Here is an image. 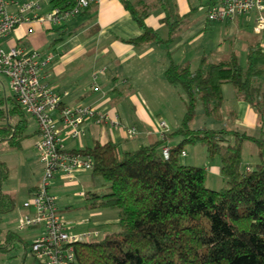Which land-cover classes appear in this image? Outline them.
I'll use <instances>...</instances> for the list:
<instances>
[{"label": "trees", "instance_id": "obj_1", "mask_svg": "<svg viewBox=\"0 0 264 264\" xmlns=\"http://www.w3.org/2000/svg\"><path fill=\"white\" fill-rule=\"evenodd\" d=\"M160 1L122 0L141 30L137 37L124 41L140 45L160 40L145 23ZM51 3L63 11L75 0ZM183 19L170 21L169 39ZM263 75L264 49L259 42L248 45L245 66L234 51L217 62L203 56L195 69L189 62H172L165 77L179 85L186 96L185 113L176 130L134 150L119 151L112 141L96 142L80 150L93 160L91 175L100 176L106 185L105 192H83L85 207L116 210L117 228L102 238L75 243L72 264H264ZM223 84H230L236 98L257 113L262 127L258 137L225 123L218 128L191 127L198 105L206 117L223 121ZM26 114L13 94L0 97V141L20 148L28 136ZM11 117H16L14 122ZM173 135L180 136V142L168 148L169 155L164 157V142ZM245 141L253 142L258 154V161L247 168L242 166ZM187 143L201 144L209 159H219L226 186L207 187L204 166L181 162ZM8 176L9 168L0 160V215L13 210L16 204L3 189ZM19 240L16 231L8 230L0 238V250H7Z\"/></svg>", "mask_w": 264, "mask_h": 264}, {"label": "crops", "instance_id": "obj_2", "mask_svg": "<svg viewBox=\"0 0 264 264\" xmlns=\"http://www.w3.org/2000/svg\"><path fill=\"white\" fill-rule=\"evenodd\" d=\"M25 1H34L37 6L33 11L24 13L27 20L0 38V48L5 52L12 47H18L26 53L32 51L39 53V61L42 64L40 84L62 97L59 108L51 112L53 117L59 119L63 107L84 104L94 108L103 118L110 117L117 122L115 124H110L106 120L96 122L94 118L85 117L81 124V136L72 138L70 128L63 126L58 120L61 141L68 150L80 151L96 142L103 144L108 141L116 143L119 151L134 150L161 140L165 133L179 127L185 113L186 96L183 90L179 85L168 82L165 77V71L170 63L189 62L192 69H195L203 56L217 62L234 51L243 65L246 64V50L251 42H259L264 49V31L259 34L253 31L252 15L236 16L224 21H209L206 19L208 0L160 1L145 19L146 25L158 33L160 40L140 45L124 41L137 37L141 30L124 8L122 0H97L79 15L67 17L58 24L40 21L34 16L49 12L53 8L51 0H8L7 12L18 13L20 3ZM129 1L157 3L158 0ZM199 8H202V11L198 10ZM167 15H170L168 19L165 18ZM179 18H184L183 23L179 24L177 32L169 39V23ZM208 26L217 28L218 31L233 26V30L228 35H216L213 42H204L206 36L204 29ZM94 77L99 87L98 91L91 88ZM3 80L0 76V81ZM261 80L264 81V75ZM222 90L224 100L221 122L229 128L246 131L258 137L262 127L258 123V115L254 109L236 98L230 84H223ZM1 94L0 97L12 95V92L7 90ZM163 96L168 97L166 103L161 101ZM15 119L16 117H11L13 122ZM131 127L136 130L134 135L128 133ZM218 127L219 123L211 126ZM25 133L28 135L27 138L33 135L35 147L38 126L32 134L27 133V128ZM180 139L177 135L168 137L162 149L178 144ZM192 148L195 149L191 150L189 156L190 151L183 147L185 154L184 156L181 154L180 158L189 157L190 162L196 163V157L200 154L203 159L201 166L205 167L206 175L221 178L219 159H209L200 147ZM257 161L256 152L254 162L246 161L244 168ZM75 174L72 181H68L63 175H56L50 188L53 195L55 191L66 187L79 188V196L65 200L63 207L57 204L61 215L64 210L67 213L73 209L78 212L77 216L75 213L68 214L72 217L69 221L75 224L69 225L67 221L66 223L75 231L95 229L98 236L115 230L117 228L115 212L103 208L94 216L86 215L85 211L89 209L85 207L81 191L96 190L87 187L94 182V177L91 171H77ZM62 180L65 181L64 184ZM37 184L28 189L27 199L38 187ZM16 232L20 240L15 243L23 245L26 250L33 238L41 232V228L32 227ZM2 234L1 231L0 235ZM32 258L36 260L33 255Z\"/></svg>", "mask_w": 264, "mask_h": 264}, {"label": "built area", "instance_id": "obj_3", "mask_svg": "<svg viewBox=\"0 0 264 264\" xmlns=\"http://www.w3.org/2000/svg\"><path fill=\"white\" fill-rule=\"evenodd\" d=\"M96 1L75 0L69 9L61 11L53 7L45 14L34 16L40 21L58 24L67 17L79 15ZM7 5L8 0H0V38L27 20L24 13L33 11L37 6L34 1L22 2L18 13L14 14L7 12ZM249 15H252L253 31L257 34L263 32L264 0H208L206 19L209 21H224ZM41 66L39 53L36 51L26 53L18 47H12L5 52L0 48V76L4 79L0 81V96L2 91H11L24 111L35 117L38 124L35 148L44 166L38 187L25 202L31 213L19 218L15 228L17 231L41 228V232L30 244L31 253L39 264H72L75 260V243L98 237V231L72 230L63 220L56 197L50 190L51 180L56 175H63L68 181H72L75 172L91 171L93 160L87 154L64 147L57 122L59 120L63 126L70 128L72 138L81 136V124L85 117L94 118L96 122H117L110 117L103 118L94 108L84 104L63 107L59 119L53 117L51 112L59 108L62 97L40 84ZM91 88L94 91L99 90L95 77L92 79ZM135 131L134 127L128 129L129 135H134ZM162 153L164 157H168L169 149L164 147ZM184 154L182 151L183 156Z\"/></svg>", "mask_w": 264, "mask_h": 264}, {"label": "rangeland", "instance_id": "obj_4", "mask_svg": "<svg viewBox=\"0 0 264 264\" xmlns=\"http://www.w3.org/2000/svg\"><path fill=\"white\" fill-rule=\"evenodd\" d=\"M198 10L202 11V8H199ZM215 26L218 24H214ZM233 26H229L228 29L219 30L217 28H213L211 26H208L206 29H204V33H206V36L204 37V42H213V40L216 39V35H228L233 30ZM237 35V33H236ZM246 64L243 63L242 66H245ZM168 100L167 96L161 97V101L166 103ZM27 119H28V126H27V133L34 132L36 129V126H38L37 121L35 117L31 114L27 113ZM214 123H219V125L223 126V122H217L212 118L206 117L202 113L201 105H198L196 110V117L191 124V127H202L207 126L211 127ZM34 138L33 135L29 136L26 140L23 141L21 148H16L13 146L8 145L6 142H0V160L4 161L8 168H9V176L6 182L4 183V190L13 194L14 198L16 199V207L3 215L0 216V230L2 231V235H0V238L2 239L4 236V232L8 229L10 230H16V224L18 222V219L23 217L25 214H30V209L25 205L26 202V195L29 188L32 186H35L37 182L42 178L43 176V163L41 162L38 151L34 147ZM192 147H200L203 149L206 153V149L201 144H191L187 143L184 145V148L187 149L189 152V156L191 153V150L193 151ZM256 152L257 147L252 142H245L243 145V161L242 166H245V162H251L253 163L256 159ZM207 157V156H206ZM189 158V157H188ZM188 158H180L181 162L187 165H196L200 166L202 164V155H197L196 157V163H192L188 160ZM218 159V158H216ZM76 173V172H75ZM76 176V174H75ZM223 178L210 176V174L206 175L205 179V185L212 189H220L223 186H226V181L222 180ZM53 180V179H52ZM51 180V184H52ZM40 183V181L38 182ZM62 183L64 184L65 181L62 180ZM38 185V184H37ZM105 183L104 180L100 176H94V182L87 187L88 188H95L96 190L100 192H105ZM81 189V188H80ZM82 192V191H81ZM54 196L57 198V204L61 207L64 206L63 202L67 200L68 198H74L76 195L79 196V188H71L66 187L61 190H57L54 192ZM79 205V204H74ZM99 209L103 208H95V209H89L85 212L86 215H95L98 213ZM77 210V209H76ZM110 211H113L116 213V210L109 209ZM80 211V210H78ZM75 213V216H77V211L74 209L67 213L65 210L62 212V218L63 220L71 224H75L72 221H69V218L72 219L68 214ZM65 218V219H64ZM95 218V217H94ZM93 220V218H92ZM19 232V231H18ZM103 234L99 235V238H102ZM30 246L25 250L24 246L21 244H17L13 242L11 246L7 250H0V264H39L37 260H34L32 258V254L30 251Z\"/></svg>", "mask_w": 264, "mask_h": 264}, {"label": "bare ground", "instance_id": "obj_5", "mask_svg": "<svg viewBox=\"0 0 264 264\" xmlns=\"http://www.w3.org/2000/svg\"><path fill=\"white\" fill-rule=\"evenodd\" d=\"M163 150V149H162ZM72 151H76V150H72ZM163 154V153H162ZM182 154V153H181ZM30 251H31V249H30Z\"/></svg>", "mask_w": 264, "mask_h": 264}]
</instances>
